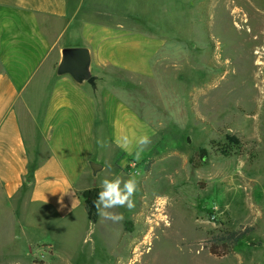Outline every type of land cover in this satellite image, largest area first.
I'll list each match as a JSON object with an SVG mask.
<instances>
[{
    "label": "rangeland",
    "instance_id": "rangeland-1",
    "mask_svg": "<svg viewBox=\"0 0 264 264\" xmlns=\"http://www.w3.org/2000/svg\"><path fill=\"white\" fill-rule=\"evenodd\" d=\"M127 3L135 27L167 47L152 79L120 73L113 83L157 137L150 159L103 157L89 190L136 175L135 207L113 209L123 214L119 223L84 207L61 225L13 226L4 214L0 264H264V222L224 258L208 244L262 222L246 175L264 191V0ZM53 57L58 70L61 49Z\"/></svg>",
    "mask_w": 264,
    "mask_h": 264
},
{
    "label": "crops",
    "instance_id": "crops-1",
    "mask_svg": "<svg viewBox=\"0 0 264 264\" xmlns=\"http://www.w3.org/2000/svg\"><path fill=\"white\" fill-rule=\"evenodd\" d=\"M127 5V0H0L1 223L8 214L13 226L54 220L61 225L85 208L81 193L105 168L103 157L136 161L135 141L147 135L151 143L140 158L150 159L157 132L113 80L120 73L152 79L167 41L136 28ZM65 48L89 50L96 90L58 73L53 54ZM124 136L132 141L129 150L119 146ZM246 179L257 189L251 205L262 222L253 224L256 234L264 222L263 182L255 175Z\"/></svg>",
    "mask_w": 264,
    "mask_h": 264
},
{
    "label": "clouds",
    "instance_id": "clouds-1",
    "mask_svg": "<svg viewBox=\"0 0 264 264\" xmlns=\"http://www.w3.org/2000/svg\"><path fill=\"white\" fill-rule=\"evenodd\" d=\"M101 146L103 142L100 141ZM119 146L125 150L132 148V141L127 136H124L118 142ZM151 143L149 136L144 135L135 141V156L140 158L141 153ZM139 182L136 175H130L128 179H123L116 176L113 179L105 178L101 182V190L97 194V199L94 201V208L97 215L105 221L119 223L123 220V214L112 211L116 208H127L132 210L135 207L133 197L138 191ZM161 199V197H157Z\"/></svg>",
    "mask_w": 264,
    "mask_h": 264
},
{
    "label": "trees",
    "instance_id": "trees-1",
    "mask_svg": "<svg viewBox=\"0 0 264 264\" xmlns=\"http://www.w3.org/2000/svg\"><path fill=\"white\" fill-rule=\"evenodd\" d=\"M202 153L203 155H201L200 158L201 161L204 162L206 160V152L203 150ZM149 166L150 164H148L147 170L150 168ZM195 167L199 168L200 166H197V164H195ZM98 192L99 189L96 188L86 190L81 194V197L85 203V209L90 217H96L97 214L93 204L97 199ZM257 229L258 228L256 225L245 227L242 226L237 230H227L212 236V238L208 241V244L210 245V253L217 258H224L228 256L242 240L253 235L257 231Z\"/></svg>",
    "mask_w": 264,
    "mask_h": 264
},
{
    "label": "water",
    "instance_id": "water-1",
    "mask_svg": "<svg viewBox=\"0 0 264 264\" xmlns=\"http://www.w3.org/2000/svg\"><path fill=\"white\" fill-rule=\"evenodd\" d=\"M91 55L87 48H65L62 50V59L58 68L61 75L69 74L76 81H87L96 90L97 78L89 70ZM95 169L97 166L94 167Z\"/></svg>",
    "mask_w": 264,
    "mask_h": 264
}]
</instances>
